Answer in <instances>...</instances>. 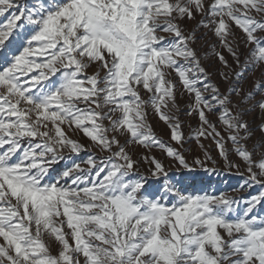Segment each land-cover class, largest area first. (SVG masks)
Wrapping results in <instances>:
<instances>
[{
    "label": "snow or ice",
    "instance_id": "snow-or-ice-1",
    "mask_svg": "<svg viewBox=\"0 0 264 264\" xmlns=\"http://www.w3.org/2000/svg\"><path fill=\"white\" fill-rule=\"evenodd\" d=\"M6 14L0 264H264V218L254 214L264 203V77L243 91L236 86L243 72H235L234 82L232 64L216 51L227 70L220 72L228 84L222 91L191 47L195 33L185 34L179 23L199 16V27L238 67L264 65V0H34L31 6L0 0V16ZM233 26L248 46L243 64ZM178 92L189 98L186 114L198 118L192 136L177 115ZM149 108L175 146L155 134ZM256 115L254 129L248 117ZM69 133H82L89 151L106 155L73 160L49 181L53 163L85 150ZM193 138L201 149L202 139H211L229 168L240 167L230 159L229 151L235 153L248 173L241 189L260 187L242 210L223 193H183L168 182L159 159H134L128 151L133 144L159 148L194 172L181 151ZM205 157L211 159L206 149ZM141 160L162 181L159 195L145 191ZM194 163L216 171L199 158Z\"/></svg>",
    "mask_w": 264,
    "mask_h": 264
},
{
    "label": "rangeland",
    "instance_id": "rangeland-1",
    "mask_svg": "<svg viewBox=\"0 0 264 264\" xmlns=\"http://www.w3.org/2000/svg\"><path fill=\"white\" fill-rule=\"evenodd\" d=\"M33 2L34 0H20V3H27L29 6H31ZM9 14L0 16V24L6 23V18ZM199 20L200 17L196 16L194 20L185 19L179 23L181 28L185 31V34H188L189 32L195 33L196 39L195 42L191 44V47L196 51L198 57L200 58L201 65L207 70L208 75L211 77V81L219 84L222 91L228 87L227 82H225L220 76V72L227 70L224 69L223 65H221L220 61L215 55V52L219 51L222 52V54L228 59L229 63L232 64L234 71L230 75L234 82L236 81L235 72H243V76L239 79L238 83H236V86L245 92L249 89H252L253 82L255 81L256 83H259L261 78L264 77V65L256 64L254 62L243 64L247 56L248 46L242 42V32L233 26L235 36L241 41L238 47V53L240 54L243 67H238L235 63H233L232 57L227 52V50L221 48V45L217 41L216 37L211 32L199 27ZM23 43L24 38L21 36L19 39L14 41V46L17 49H20L23 46ZM94 71L95 65L88 69L89 74ZM177 88H180L178 81ZM142 95H144L143 92ZM176 99L179 109L177 115L183 123V131L186 136H192L194 130L199 126L198 118L189 117L186 114L189 103V98L186 93L181 95L178 92ZM248 119L250 122H252L253 128L256 129V125L260 122V116H249ZM148 121L151 124L155 134L163 142L175 146V142L170 140V134L167 125L158 118L151 108L148 110ZM189 125H191V127H189ZM69 134L73 135L72 133ZM73 138L78 139L82 144H84L86 146L85 150L82 151L78 156H73L72 160L65 159L53 163L48 176L49 181L53 180L66 167L70 166L73 160L76 162L85 161L91 153H95L98 158L106 155V153H100L96 148H91V151H89L91 142L88 138L84 137L82 133L73 135ZM258 138L259 132L257 130V136L254 137L253 140ZM201 142L205 146L204 149L200 148L199 144L194 138L188 140V142L181 149L188 163L196 169L194 172H188L187 170L183 169L177 161L167 157L166 154L163 153L159 148H153L149 151L139 145L133 144L128 146V151L134 159L143 156H155L157 159H159L168 171L170 177L168 182L174 184V186L183 193L193 195H203L206 193L219 195L223 193L239 200V206L242 210L243 207H245L244 202L249 200L252 196L257 195L261 190L260 187L254 186L252 188L241 189L240 186L247 180L248 173L246 171V167L239 161L235 153L231 152L230 149L232 146L230 141L227 142L226 147H228L230 150V159L240 164L239 168L227 167L225 160L219 155V151L211 139H202ZM251 144L252 141L249 142V147H251ZM205 149L207 150L208 155L211 157L210 160L206 159L205 157ZM65 155H67V152H65ZM197 158L205 161L209 169L215 168L216 171L206 172L201 169L199 165L194 163ZM150 167L151 166L148 163L141 160L137 172L139 175L147 178L145 191L155 196L160 194L162 181L152 177L150 174ZM130 178L135 180L138 177L133 175ZM170 202L171 201H166V203ZM254 214H256L258 217L264 218V203L256 206ZM0 241H2V238H0ZM57 248L58 246L53 241L50 250L55 253Z\"/></svg>",
    "mask_w": 264,
    "mask_h": 264
}]
</instances>
